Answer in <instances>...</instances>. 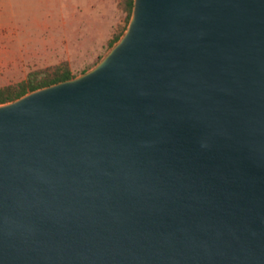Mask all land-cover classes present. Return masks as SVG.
Wrapping results in <instances>:
<instances>
[{
  "label": "water",
  "instance_id": "95a60500",
  "mask_svg": "<svg viewBox=\"0 0 264 264\" xmlns=\"http://www.w3.org/2000/svg\"><path fill=\"white\" fill-rule=\"evenodd\" d=\"M0 264H264V0H134L1 104Z\"/></svg>",
  "mask_w": 264,
  "mask_h": 264
},
{
  "label": "rangeland",
  "instance_id": "374dc122",
  "mask_svg": "<svg viewBox=\"0 0 264 264\" xmlns=\"http://www.w3.org/2000/svg\"><path fill=\"white\" fill-rule=\"evenodd\" d=\"M53 2L58 6L47 9L60 12L64 21L55 33H47V37L0 38V88L16 86L32 72L53 74L55 67L64 63L75 79L83 76L109 54L130 20L123 0H111L105 8L99 0L48 1ZM90 2L94 7H88ZM103 10L105 15H98Z\"/></svg>",
  "mask_w": 264,
  "mask_h": 264
},
{
  "label": "crops",
  "instance_id": "0c3cea01",
  "mask_svg": "<svg viewBox=\"0 0 264 264\" xmlns=\"http://www.w3.org/2000/svg\"><path fill=\"white\" fill-rule=\"evenodd\" d=\"M48 1L50 0H0V38L47 37V33H55L58 24L64 21L60 12L47 9L58 6L57 3L49 4ZM99 1L103 8L111 5V0ZM75 7L78 9L79 5ZM88 7H94V4L90 2ZM98 13L105 15V10Z\"/></svg>",
  "mask_w": 264,
  "mask_h": 264
},
{
  "label": "trees",
  "instance_id": "16d2710c",
  "mask_svg": "<svg viewBox=\"0 0 264 264\" xmlns=\"http://www.w3.org/2000/svg\"><path fill=\"white\" fill-rule=\"evenodd\" d=\"M123 3L127 11L128 18L131 19L134 0H123ZM120 38L121 37H118L115 42H118ZM73 78H75V76L71 74L65 63L56 66L53 74L41 72L29 73L28 77L16 86H6L0 88V105L13 102L35 90Z\"/></svg>",
  "mask_w": 264,
  "mask_h": 264
}]
</instances>
